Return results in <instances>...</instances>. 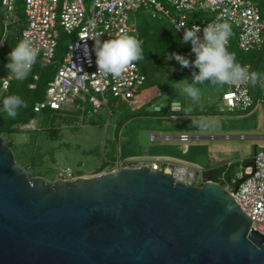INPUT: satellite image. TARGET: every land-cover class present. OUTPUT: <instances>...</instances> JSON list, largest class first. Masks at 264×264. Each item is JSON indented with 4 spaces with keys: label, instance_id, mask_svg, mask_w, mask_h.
Masks as SVG:
<instances>
[{
    "label": "water",
    "instance_id": "1",
    "mask_svg": "<svg viewBox=\"0 0 264 264\" xmlns=\"http://www.w3.org/2000/svg\"><path fill=\"white\" fill-rule=\"evenodd\" d=\"M177 168L188 178L116 164L47 180L20 167L0 135V264H264L238 184L196 186L193 170Z\"/></svg>",
    "mask_w": 264,
    "mask_h": 264
},
{
    "label": "rangeland",
    "instance_id": "2",
    "mask_svg": "<svg viewBox=\"0 0 264 264\" xmlns=\"http://www.w3.org/2000/svg\"><path fill=\"white\" fill-rule=\"evenodd\" d=\"M250 1L258 3L264 17V0ZM22 8V0H17L15 15L22 14ZM0 9L2 8L0 7ZM203 14H206V12H200V15ZM189 15L191 16V13ZM129 16L130 23L133 24L137 33H140L144 38L142 45L144 59L135 61L147 79L141 88L151 83L158 87V91H162L163 98L167 95H180L182 100L183 98L186 99V95L180 91L183 87L181 81L186 79L191 82L192 72H198V69L181 67L174 58L169 59L168 57L172 53H179L186 56L190 61L194 60L195 54L191 51V44L182 43L166 19L152 18L148 11L144 9L131 11ZM15 29V25H10L11 32L8 35L7 42L11 48L16 45L15 41H13V36L16 34ZM57 29L59 45L55 49V58L61 60L66 50L67 36L60 27H57ZM228 50L234 54L237 52L234 44ZM243 56L253 62L252 71L258 74L255 85L250 82L248 84V89L254 96L255 113L247 116L245 112L229 113L220 111L215 101L220 102L221 93L229 87L226 84L215 85L205 82L202 85H197L201 90V98L202 96L208 98L207 96L214 95L216 99L213 103L209 104L206 101V104H202L200 98L197 104L189 103L186 105L183 100V109L187 106L188 109H196V111L202 112L206 108L207 110L205 111H208V107L211 105L216 110L211 109L210 112L200 113L202 116L198 118V121L205 120L207 122L206 126L201 128L193 123L194 128L192 130L194 131H187L188 135H264V45L259 52L243 53ZM4 59L2 51L0 54L1 72L4 69ZM58 61L44 68V70L54 71ZM30 88H35V84H32ZM31 98L30 94H26L23 98L26 105ZM105 98L106 106L111 110L110 114L106 112V107H103L97 113L87 114L88 117L80 112L73 111L60 114H47L44 111L42 114L33 116L36 118L34 120V129H25L22 125L23 122H21L16 125L20 131L19 133H2L0 135L4 143L10 144L9 148L12 150L13 157L20 167L24 168L29 175L31 173L36 174L31 176H41L47 180L62 178L59 174L65 168H69L76 176H85L104 171L109 166L104 167L102 165L91 173V169H94L95 165H99L102 162L105 164L111 158L114 159L112 162L117 159L119 162H128L130 164L134 162L150 164L155 161L160 168L167 165L173 168L176 165H182L194 168L197 173H201L203 169L208 167L221 164V161L214 162L212 159L210 160L211 155L208 153L206 146H203V148H191V140L189 139L181 142L179 140H169V137L163 138L162 136L164 135L169 136V123L161 119L166 117L163 113L160 114L151 107L147 109L145 105L142 107L135 105L133 99L130 100L128 105H124L121 99L113 98L110 93H106ZM219 104L222 105V102ZM20 111L22 112V110ZM22 113L24 114L25 112L23 111ZM125 122L126 124L121 127V124ZM219 122L222 125L224 123L231 124L235 131L229 129L220 130L222 128L218 130L216 126ZM117 123H120V125ZM115 125H117L116 129ZM257 125L259 129L255 131L244 130ZM152 133L159 137L150 139V134ZM176 133L178 134V132ZM121 135L127 138H122ZM223 141L234 145H244L249 142L245 137L225 139ZM257 141L258 150H263L264 153V139ZM198 143L202 142L197 140L194 144ZM202 150L207 154H201ZM239 154L237 159H234L233 154L228 156L227 161L229 162H224L221 169H225V171L229 169L231 173L238 170L245 172L250 169L253 163L250 156ZM201 182V177L197 176L193 184L200 186Z\"/></svg>",
    "mask_w": 264,
    "mask_h": 264
},
{
    "label": "built area",
    "instance_id": "3",
    "mask_svg": "<svg viewBox=\"0 0 264 264\" xmlns=\"http://www.w3.org/2000/svg\"><path fill=\"white\" fill-rule=\"evenodd\" d=\"M17 0H0V51L5 46L9 26L13 23L11 14L16 9ZM24 23L16 36L17 43L28 38L33 41L38 55L36 63L45 66L54 60L60 26L68 35L63 58L57 62L53 77L48 81L41 100L32 105L34 115L50 109L68 113L75 109L84 115L85 105L88 113L94 114L106 107L105 96L131 100L137 89L145 81L144 74L133 62L123 76L114 79L97 71L95 41L114 39L120 35L137 36L130 23L129 13L138 9L148 11L152 18H163L170 23L182 42L184 29L199 26L202 29L210 23L227 22L231 25V35L235 34L238 49L249 53L262 49L264 45V19L256 3L250 0H22ZM200 12L206 14L200 15ZM191 13V16L189 15ZM73 36V37H70ZM140 42L142 39L138 38ZM190 43V42H189ZM191 44V43H190ZM248 67L249 64H242ZM14 75L7 68L6 75L0 77V93L7 90ZM36 80L37 75H33ZM249 82L235 85L221 94L226 110L244 113L254 105V99L248 89ZM35 117L23 122L25 129H34ZM151 138L153 136L151 135ZM186 134H180V140H186ZM252 166L242 177L240 173L238 187L232 193L239 209L251 220V227L264 234V153L254 154ZM151 170L176 175L174 168L167 165L149 164ZM63 179H72L76 175L65 168L59 174ZM232 192V188L228 189Z\"/></svg>",
    "mask_w": 264,
    "mask_h": 264
},
{
    "label": "clouds",
    "instance_id": "4",
    "mask_svg": "<svg viewBox=\"0 0 264 264\" xmlns=\"http://www.w3.org/2000/svg\"><path fill=\"white\" fill-rule=\"evenodd\" d=\"M210 23L203 27L202 37L199 26L184 29L182 43H191V51L195 54L194 60H189L179 53H172L168 58L175 59L181 67L195 68L192 72V81L182 80L183 87L180 91L192 102L197 103L201 98V90L197 85L210 82L215 85L238 84L250 82L255 85L258 74L250 72L248 67L237 62L235 54L227 48L231 35V25L227 22ZM97 71L105 76L111 75L114 79L121 78L126 69L135 61L144 59L141 42L135 36L120 35L114 39L95 41L94 46ZM37 49L33 41L28 38L20 40L8 53L9 62L6 67L17 80H24L36 63ZM173 104H179L173 101ZM26 102L17 95L6 97L2 103V110L10 118H15L21 107H26ZM194 124L204 128L205 120L193 121Z\"/></svg>",
    "mask_w": 264,
    "mask_h": 264
},
{
    "label": "crops",
    "instance_id": "5",
    "mask_svg": "<svg viewBox=\"0 0 264 264\" xmlns=\"http://www.w3.org/2000/svg\"><path fill=\"white\" fill-rule=\"evenodd\" d=\"M23 16V15H22ZM18 17L19 15H15V12L13 14H11V18L13 19V23L11 24L13 25H18ZM60 27V26H58ZM61 28V27H60ZM63 31V30H62ZM10 26L8 28V32L6 35V39H5V44L8 38V35L10 33ZM19 31H16V34L13 36V41H15V43L17 44V40H16V36L18 35ZM65 34V33H64ZM66 35V34H65ZM68 37V35H66ZM73 37V36H70ZM14 44V43H13ZM16 45H14L15 47ZM261 50V49H260ZM260 50L253 52V53H257ZM136 64V63H135ZM137 65V64H136ZM250 65V64H249ZM4 76V75H3ZM147 79H145L144 83L146 82ZM143 83V84H144ZM227 85V84H226ZM228 86V85H227ZM229 87V86H228ZM223 93V92H222ZM221 93V94H222ZM178 96V97H177ZM253 96V95H252ZM186 99L183 98L184 102L186 103V105H188L189 103H193V104H197L192 102L187 96H185ZM208 98L202 96L201 98V103L202 104H206L208 101L209 104H212L213 101L216 99V97L214 95L212 96H207ZM116 99H121V98H116ZM135 102V105H140V107H142L143 105L146 106V108L148 109L149 107L154 108L155 111L159 112L160 114L163 113V115H165L166 117H162L161 119L166 122L169 123V136L168 135H164L162 136L163 138H168L169 140H179L181 142L183 141H187L188 139L191 140V148H203V146H206L208 153H210V160L212 159L214 162L216 161H221V164L219 166L214 165L212 167H208L206 169H203L201 171V173H197L196 170L194 168L191 167H187V166H182V165H176L179 167H183L184 169H189V170H193V172H195V177L197 179V176L201 177L202 182L200 183V185L205 181L204 177L206 175H208L207 179H211L215 182H219V184L224 185L227 189H230L232 187V184L234 183V181L237 179V177L239 176V174L244 171L238 170L235 171L234 173L229 172V169H227V171H225V169H221V166L224 162H229L227 161L228 156L233 154V157H235L234 159L239 158L238 156L240 155L239 153L243 154H247V156L249 155L251 160L254 156V154L262 152L263 150H258V141L260 139H264V135H260V134H254V135H234V134H230V135H221V134H216V135H210V136H197V135H188L187 131H194L192 130L193 127V121H198V118H200L202 115H200V113L202 114L203 112H210L211 109L212 110H216L215 108H213L211 105L208 107V111L206 109H203V111H196V109H188L187 106L185 107V109H183V100H182V96L180 95H167L166 97L163 98V93L162 91H158V87L155 84H149L148 86L141 88L139 87L134 95V97L132 98ZM131 99V100H132ZM254 99V96H253ZM106 101V99H105ZM122 103L124 105H128L130 103L129 101L123 100L121 99ZM173 101H178L179 104L178 106L180 107L179 110L182 109V113L181 112H176L179 110H173L172 106L177 105V104H173ZM216 104H218V109L220 111H224V112H229V113H235V112H230L228 110H226L225 105L223 100H221V96H220V102L215 101ZM222 102V105L219 104ZM255 103V101H254ZM185 105V104H184ZM86 108H90L89 105H87ZM200 108V107H198ZM264 108V107H263ZM110 109V108H109ZM255 109V104L253 106V108L250 111L245 112V114L247 116H251L253 115ZM70 111L73 112H78L75 109H71ZM107 112V109H106ZM111 113V110H110ZM109 113V114H110ZM89 113H85V115H87ZM88 117V115L86 116ZM168 117V118H167ZM118 125H120V123H117ZM126 124V122L123 124H121V127L124 126ZM117 128V125H115V129ZM216 128L219 130H233L235 131L234 128H232V125L229 123H224L223 125L219 122L216 126ZM259 129L258 125L254 126L253 128L250 129H244V130H257ZM162 130V129H159ZM120 132V130H119ZM178 132V134L176 133ZM222 132V131H220ZM180 134H186L188 136V138L186 140H180L179 139V135ZM153 136V138L150 137V139H155L158 138L159 136L156 134H150V136ZM122 138H127L126 136H122ZM241 137H245L249 140V142H246L244 145H234L233 143L230 142H225L223 140L225 139H238ZM194 140V142H193ZM201 141L202 143H198V144H194L196 141ZM211 140V141H209ZM213 140V141H212ZM233 145V146H229V145ZM207 154L204 150L201 151V154ZM234 159H230V160H234ZM114 159L111 158L110 161H106L105 164L102 162L99 165H95L94 169H91L93 173L94 171H96L97 168H99L100 166H104L107 167L108 169H105L104 171H109L112 170L114 168V165L119 164V166H131V165H138V164H147L146 162H134L133 164H130L128 162H119L117 159L116 161L112 162ZM155 162V161H152ZM151 162V163H152ZM157 163V162H156ZM109 164V165H107ZM149 165V164H148ZM170 166V165H169ZM249 169H247L244 173H246ZM189 175H185V178H181V179H186L188 178ZM194 178V181L196 180ZM206 179V180H207ZM204 180V181H203Z\"/></svg>",
    "mask_w": 264,
    "mask_h": 264
},
{
    "label": "trees",
    "instance_id": "6",
    "mask_svg": "<svg viewBox=\"0 0 264 264\" xmlns=\"http://www.w3.org/2000/svg\"><path fill=\"white\" fill-rule=\"evenodd\" d=\"M257 6L259 7V10L261 12L262 9L258 5V3H257ZM22 15H23V12H22V14L19 15V17L17 19L18 20V25L17 26L15 25L16 26V29H15L16 31H19L20 28L22 27V24L24 23V17ZM261 16L264 19L263 15H262V12H261ZM137 36H138V38L142 39V42H141V46H142L143 43H144V38L142 37V35L140 33H137ZM67 41H68V38L66 37V43H67ZM232 44H234L236 46V48H237V52L235 53V57H236L237 62H239L241 65L242 64H250L251 71H252L254 64H253V62L250 61L249 58L243 56V53L238 49L237 44H236V39H235V34L234 33H233V35L231 37L229 46H227V48L231 47ZM58 45H59V41L57 39L56 47H58ZM65 47H66V44H65ZM13 48L14 47L11 48L10 47V44H8V42L6 41L5 46L0 51V54L3 51L4 57H5L4 63H3L4 64V69L2 71L3 74H2V72L0 70V74H1L0 77H2L3 75H6V73H7V67H6V65L9 62L8 53ZM57 60L60 61V59L55 58V55H54L53 62H51V63H49V64H47L45 66H39V65L36 64L31 69V71L29 72L28 76L24 80H20L19 81V80L13 78L10 81V84H9L7 90L2 91L0 93V117L3 119V126L0 129V134L1 135H2V133H7V134L19 133L20 131L18 130V128H17L16 125H18L21 122H25L29 118H31V117L34 116V113L32 111V105H33V103L35 101L41 100L43 98V94H44V91H45V87L47 86L48 81L53 77L54 72L56 70L55 69L54 71H45L44 68L48 67L51 64H54L55 61H57ZM33 75H37L38 78L35 80L33 78ZM144 76H145V74H144ZM145 79H146V76H145ZM32 84H35V88H33V89L30 88V86ZM17 86H18V88H17ZM41 87H42V91H43L42 93H41ZM26 94H30L32 96V98L30 99V102L27 103V106L26 107H21L18 110V114H17V116L14 119L8 117L7 114L2 110L3 100L6 97L11 96V95H17V96H20L23 99L26 96ZM86 107H87V105H85L84 114L85 113H88V111H89V108H86ZM20 110H22V112L24 111L25 113L23 114ZM45 111L47 112V114H56L55 112L50 111V110H45ZM176 112H181L182 113V109L179 110V111H176ZM8 146H10V144ZM30 175H36V174L31 173ZM245 175H246V173L242 172V177H244ZM207 177H208V175H206L204 177V180L205 181H206ZM239 181H240L239 179H236L234 181V183L232 184V187L231 188H233L236 184H238ZM222 186H224V185H222Z\"/></svg>",
    "mask_w": 264,
    "mask_h": 264
},
{
    "label": "bare ground",
    "instance_id": "7",
    "mask_svg": "<svg viewBox=\"0 0 264 264\" xmlns=\"http://www.w3.org/2000/svg\"><path fill=\"white\" fill-rule=\"evenodd\" d=\"M176 176L177 178H185V175H189L187 171L183 170V169H176Z\"/></svg>",
    "mask_w": 264,
    "mask_h": 264
},
{
    "label": "flooded vegetation",
    "instance_id": "8",
    "mask_svg": "<svg viewBox=\"0 0 264 264\" xmlns=\"http://www.w3.org/2000/svg\"><path fill=\"white\" fill-rule=\"evenodd\" d=\"M46 110H50V109H46ZM44 111H45V110H43L40 114H42ZM50 111H53V112H55L56 114H58V112L55 111V110H50ZM69 112H70V111H69Z\"/></svg>",
    "mask_w": 264,
    "mask_h": 264
}]
</instances>
